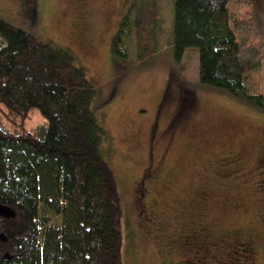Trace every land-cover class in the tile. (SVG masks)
Returning <instances> with one entry per match:
<instances>
[{"label":"trees","instance_id":"16d2710c","mask_svg":"<svg viewBox=\"0 0 264 264\" xmlns=\"http://www.w3.org/2000/svg\"><path fill=\"white\" fill-rule=\"evenodd\" d=\"M229 2L173 0L171 55L179 62L196 47L201 84L264 109L253 87L261 46L235 33L256 24L233 19ZM32 31L0 16V205L10 211L0 213V264H123L124 203L95 111L100 85L70 46ZM162 33L160 0H129L112 53L152 62ZM34 108L45 120L28 129Z\"/></svg>","mask_w":264,"mask_h":264},{"label":"rangeland","instance_id":"374dc122","mask_svg":"<svg viewBox=\"0 0 264 264\" xmlns=\"http://www.w3.org/2000/svg\"><path fill=\"white\" fill-rule=\"evenodd\" d=\"M128 2L0 0V16L36 31L42 40L70 46L78 63L100 85L95 111L108 132L104 151L124 203L122 263L190 260L210 248L213 255L209 251L200 264H242V250L235 252L232 243L225 249L228 240L191 249L183 230L191 222L203 221L218 228H251L264 238V109L201 84L196 47H188L183 58L174 61L173 0H160L164 33L159 56L147 63L116 59L111 40ZM228 8L233 19L247 16L256 24L255 30L246 27L235 33L237 38L248 34L261 46L262 66L253 74V87L264 93V0L245 5L230 0ZM160 100V129L176 111L182 108L184 113L174 139L166 136L155 148L158 173L151 183L157 210L153 214L161 222L148 232L144 228L148 211L139 214L143 206L134 196L133 180L143 166L139 156L148 146ZM44 120L34 108L24 124L30 129ZM259 251L254 264H264V247Z\"/></svg>","mask_w":264,"mask_h":264},{"label":"flooded vegetation","instance_id":"af4514ba","mask_svg":"<svg viewBox=\"0 0 264 264\" xmlns=\"http://www.w3.org/2000/svg\"><path fill=\"white\" fill-rule=\"evenodd\" d=\"M160 102L162 101H159L156 107L157 110L155 112L154 119L152 120L156 124L152 122L150 125L151 132L148 139V146L145 147L144 153L139 156L141 157L143 166L141 168L140 174H138V177L133 180L134 196L138 198L143 206L139 211V214L141 213L142 215L146 210L148 211L146 214L147 217L145 219L146 221H148V223L147 226L144 227L148 232L153 231L152 227L150 226L156 228L158 223L161 222V220H157L153 214V211L157 210V205L153 200V195L156 193V189L155 186L151 183L158 173V161L156 160L155 148L157 144L161 142V140L166 136L169 140L174 139L175 133H177L179 127L182 126L181 121L184 113V110L182 108L179 109L175 112L174 116L171 117L172 119L170 118L171 121L163 129H160L157 123L159 120L158 111L161 107ZM205 197L206 195L203 196V198ZM183 233L184 235H186V242L192 245L191 249L195 247L196 250L199 247H203V249L210 247L219 239L228 240L229 245H227L225 249H228L230 244L232 243L233 246H235L236 248L238 247V249L242 250V255L244 256L243 262H241L242 264H246L247 262H250V264H254L253 260L260 252L259 247H264V238L259 235L258 232L254 231L251 228L245 229L233 226L229 228H218L204 223L203 221H194L184 227ZM170 241L174 242V240L172 239H170ZM209 251L211 252V257L213 254L209 248L206 254L196 253L192 255V259L190 260L186 257H183L181 260H165V264H189L191 263V260L194 261V264H200V262L206 261V258H208L209 256Z\"/></svg>","mask_w":264,"mask_h":264},{"label":"water","instance_id":"95a60500","mask_svg":"<svg viewBox=\"0 0 264 264\" xmlns=\"http://www.w3.org/2000/svg\"><path fill=\"white\" fill-rule=\"evenodd\" d=\"M9 209L4 207L3 205H0V213L1 214H5V213H9Z\"/></svg>","mask_w":264,"mask_h":264}]
</instances>
